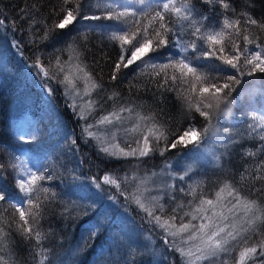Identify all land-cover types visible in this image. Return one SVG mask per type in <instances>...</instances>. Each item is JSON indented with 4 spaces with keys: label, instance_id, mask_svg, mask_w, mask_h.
<instances>
[{
    "label": "trees",
    "instance_id": "obj_1",
    "mask_svg": "<svg viewBox=\"0 0 264 264\" xmlns=\"http://www.w3.org/2000/svg\"><path fill=\"white\" fill-rule=\"evenodd\" d=\"M176 2L179 4L181 0ZM185 2L194 5L198 12L213 15L208 11L210 6L201 0ZM228 2L236 17L247 13L258 22L248 25L247 32L242 31L236 43L249 49L256 48L258 43L264 47V28L259 26L264 24V0ZM62 7L63 0H0V21H4L0 26V164L4 165L0 169V187L11 192L14 169L16 173L30 170L50 177L37 181V185L55 193L54 199L46 201V194L41 192L43 214L37 218L38 224L31 216L35 205L27 206L28 226L33 229L31 237L19 231L21 222L15 210L16 199L13 197L8 203H0V264H183L180 253L165 244L163 231L149 221L147 213L134 202L136 199H141L156 215L161 214L159 205L163 204L167 209L163 213L164 219L173 214V207L183 203L186 207L179 215L188 222L190 216H184V212L191 211L187 206L189 201L195 206L201 196L215 199L220 187L235 182L249 199L264 207V169L259 173L256 170L257 163L264 160V151H261L264 141L260 139V135H264V127H260L264 124V84L255 78H247L253 83L241 87L253 89L254 94H243V99L233 105L231 115L220 118L215 130L198 150L190 151L194 145L187 148L177 145L176 149L165 150V145L193 122L186 119L183 111L187 100L177 99L175 91L159 88L158 78L151 76L150 70L142 71L135 64L127 69L121 67L114 73L118 42L114 48L106 30L94 26L91 21L78 20L64 30L55 28L63 15ZM97 10L98 0H83L84 13L91 15ZM224 11L221 6H216L217 13ZM45 32L48 38L41 39ZM245 34L250 39L255 38L252 43L243 41ZM224 39L228 43L231 37ZM14 42H20L19 49L13 46ZM69 46L73 50V59L65 64L63 62L68 61L70 54ZM37 56L45 69L58 76L47 79L43 74L38 75V69L33 67ZM204 63L203 71L212 76L219 75L215 68L219 61ZM81 67L91 74L87 81L91 96L70 92L71 86L66 88L58 83V79L62 80L67 74L83 92ZM114 74L115 79L112 78ZM93 84L101 87L93 90ZM180 95L190 93L181 92ZM90 99L98 102L94 111ZM44 105L46 107H42ZM121 106L135 109L132 114H120L124 118L123 128L129 131H117L118 126L113 125H95V121L114 110L118 112ZM20 107L29 108L26 112L33 120L24 133L14 127L15 114ZM45 110L54 116V122L50 117L44 118ZM253 113L258 115L259 135L249 128ZM85 116L87 123L95 125L91 130L95 135L83 132L86 121L81 117ZM141 116L154 117L155 122L142 120ZM195 122L204 124L198 116ZM136 124L139 126L133 130ZM149 128L153 134L163 133L158 150L145 158L124 157L119 148L125 152L136 148L131 141L136 136L148 134ZM224 128L229 132L224 133ZM20 136L32 137L33 142L24 144ZM103 147H108L109 152L115 151L116 155H106L101 150ZM160 150H164L163 156ZM185 169L189 172L185 180L173 181L172 177L183 174ZM104 175L117 178L132 202L119 195L114 186L103 184V190L95 188L92 178L102 180ZM257 175L260 179H256ZM172 183L177 189L176 200L169 198L172 195L170 188L167 196L159 198L154 189ZM180 187H184L185 192H180ZM193 188L195 193L189 195ZM227 192L226 188L221 194V203L228 198ZM113 195L118 197V203L110 198ZM215 210L228 215L227 208L217 205ZM179 222L176 221L177 225ZM216 223L223 226L218 218ZM243 223V220L237 222L236 228ZM37 230L42 237L39 245L35 238ZM168 239L172 240V237ZM261 239L264 237L257 233L244 246L256 244ZM192 251L195 252L194 247ZM231 256L238 257V250ZM225 258L229 259V264H235L232 258ZM202 264L210 262L204 260ZM246 264H264V256L257 254Z\"/></svg>",
    "mask_w": 264,
    "mask_h": 264
},
{
    "label": "snow or ice",
    "instance_id": "obj_2",
    "mask_svg": "<svg viewBox=\"0 0 264 264\" xmlns=\"http://www.w3.org/2000/svg\"><path fill=\"white\" fill-rule=\"evenodd\" d=\"M201 2L210 6L208 11H212L213 15L196 11L195 6L185 0H181L179 4L176 0H98L97 12L89 15L83 12V0H63L64 7L61 9L63 15L54 25L55 28L64 30L68 26L74 25L78 20L93 22L94 26L106 30V35L113 42L114 48L118 42L119 50L116 52L114 73L118 72L121 67L127 69L135 64L142 71L150 70L149 74L158 78L156 83L159 88L175 91L177 99L187 100L183 111L186 119L193 122L189 123L170 144H166L165 150L176 149L177 145L184 148L194 145L190 151L198 150L208 140L209 133L215 130L220 118L231 115L233 105L243 99V94L246 92L249 95L254 94L253 89L241 87L253 83L251 79L247 78H255L264 84V47L258 43L256 48L249 49L236 43L241 32H247L248 25H257V20L247 13L236 17L228 0H201ZM217 5L225 11L217 13ZM3 24L4 21H0V26ZM259 26L264 28V24ZM225 36L231 37L228 43L225 42ZM47 38L48 34L45 32L41 39ZM242 39L246 43H252L255 38L250 39L249 35L245 34ZM13 46L19 49L20 42H14ZM72 51L69 46L68 61L63 63L67 64L73 59ZM210 60L220 62L215 65L216 71L219 73L218 76H212L203 71L206 67L204 62ZM57 63L58 65L61 63L59 58ZM33 67L38 69V75L43 74L47 79L58 76L44 68L39 56H37ZM80 71L84 72L83 92L77 88L73 80H69L67 74L63 76L62 80L58 79V83L63 84L66 88L71 86L70 92L91 96L87 85L91 74L85 72L83 67L80 68ZM112 78H116L115 74ZM100 87L98 84H93V90ZM238 88L239 91H237ZM181 92H187L190 95L181 97ZM111 98L109 97V99ZM89 103L93 106L92 111H94L98 102L90 99ZM134 111L135 109L132 107L121 106L118 112L114 110L110 115L102 116L98 121H95V125L118 126L117 131L123 129L127 132L129 129L123 128L124 118L120 114L124 112L132 114ZM193 113L196 115L194 116ZM196 116L202 118L203 126L195 122ZM81 118L86 121L83 132L89 136L95 135L91 131L95 125L87 123V116ZM140 119L155 122L154 117L141 116ZM257 119L258 115L253 113L249 128L252 133L259 135ZM138 126V124L134 125L133 130ZM260 127H264V124H261ZM223 131L228 133L229 129L224 128ZM115 134L112 135L115 136ZM161 136L163 133L153 134L152 129L149 128L148 134L136 136L131 141L137 145L136 148H131L129 152L119 148V151L124 157L129 155L136 159L148 157L158 150ZM164 138L167 139V137ZM19 139L24 144L33 142L32 137L20 136ZM260 139L264 141V135H260ZM101 150L106 155H116L115 151L109 152L108 147H103ZM261 151H264V145L261 146ZM160 155H164V150H160ZM248 155H254V153H248ZM3 167L4 165L0 164V169ZM167 167L170 168L171 165ZM261 169H264V160L259 161L256 165L257 173ZM188 175L189 172L185 169L183 174L173 176L172 179L173 181L176 179L184 181ZM243 178L242 174L241 179ZM47 179L50 177L43 172L38 174L36 171L25 170L16 173L14 169L13 190L10 192L0 187V203H8L13 197L17 201L15 210L19 213L21 222L19 231L22 235L29 237L33 235V229L28 226L29 220L26 218V212L29 211L27 206L35 205V211L31 212V216L38 224L37 218L43 214L41 192L46 194L44 196L46 201L55 198V193H51L48 187L37 185V181ZM256 179H260V175H257ZM91 183L100 190H103V184L114 186L119 195L124 196L126 201L132 202L129 195L121 188V183L117 178L104 175L102 180L92 178ZM169 188L172 190V195L169 198L175 201V191L177 190L175 183L164 184L154 190L162 199L168 195ZM226 188L228 198L221 203L223 199L221 194L225 192ZM178 190L185 192L184 187H180ZM194 193L195 188L188 194L193 195ZM110 198L114 203L119 202L116 195ZM134 202L147 213L149 221L163 231L165 244L169 245L170 250L180 253L183 264H202L204 260L209 261L210 264H217V262L229 264V259L225 257L232 258L235 264H246L247 260H254L257 254L264 256V239L256 244L244 246L248 245L249 240L257 233L264 237V207L258 205L254 199H249L248 195L237 187L235 182L225 183L220 187L215 199L201 196L199 203L195 206L192 201H189L187 206L191 207V211L184 212V216H190L188 222H184V217L179 215L186 207L183 203L173 207L171 209L173 214L164 219L163 213L167 209L163 204L159 205L161 214L156 215L155 211L149 210L141 199H136ZM217 205L222 209L227 208L228 215H225L223 211L217 212L215 210ZM209 211L211 215H207ZM197 213L201 215L198 217ZM216 218L223 222V226L216 223ZM177 220L180 221L178 225ZM198 220V223H193ZM240 220H243L244 223L237 229L236 224ZM169 236L172 237V240L168 239ZM35 238L39 245L42 238L39 230L35 232ZM193 247L195 252L192 251ZM237 250L238 257H232L231 253Z\"/></svg>",
    "mask_w": 264,
    "mask_h": 264
},
{
    "label": "rangeland",
    "instance_id": "obj_3",
    "mask_svg": "<svg viewBox=\"0 0 264 264\" xmlns=\"http://www.w3.org/2000/svg\"><path fill=\"white\" fill-rule=\"evenodd\" d=\"M40 102H42L41 100H40ZM42 104H44L43 102H42ZM42 107H46V105H44V106H42ZM33 108H37V106H36V104H34V106H33ZM18 109H20V110H15L16 111V114H15V120H14V127L19 131V132H25V129L29 126V125H31V123H32V119L31 118H29L30 117V115L27 113L28 112V110H30L29 108H25V109H23V107H20V108H18ZM27 111V112H26ZM43 111V110H42ZM44 118L45 119H48V117H50V120L52 121V122H54V120H55V118H54V116H52L51 115V113L50 112H48L47 110H45V112H44ZM52 116V117H51Z\"/></svg>",
    "mask_w": 264,
    "mask_h": 264
},
{
    "label": "bare ground",
    "instance_id": "obj_4",
    "mask_svg": "<svg viewBox=\"0 0 264 264\" xmlns=\"http://www.w3.org/2000/svg\"><path fill=\"white\" fill-rule=\"evenodd\" d=\"M32 97V96H31ZM35 97V96H34ZM31 99H33V98H31ZM34 102V101H33Z\"/></svg>",
    "mask_w": 264,
    "mask_h": 264
}]
</instances>
